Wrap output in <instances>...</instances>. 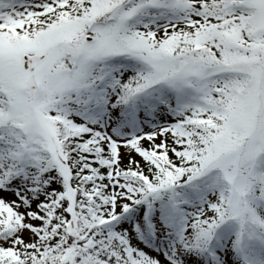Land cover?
<instances>
[{"label":"snow or ice","instance_id":"1","mask_svg":"<svg viewBox=\"0 0 264 264\" xmlns=\"http://www.w3.org/2000/svg\"><path fill=\"white\" fill-rule=\"evenodd\" d=\"M0 264H264V0H0Z\"/></svg>","mask_w":264,"mask_h":264}]
</instances>
